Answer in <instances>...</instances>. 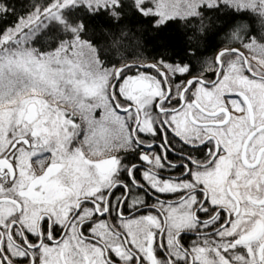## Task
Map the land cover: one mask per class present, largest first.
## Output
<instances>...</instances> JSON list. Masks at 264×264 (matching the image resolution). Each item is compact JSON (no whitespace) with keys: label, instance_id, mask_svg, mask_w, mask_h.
<instances>
[{"label":"snow or ice","instance_id":"6c2138e0","mask_svg":"<svg viewBox=\"0 0 264 264\" xmlns=\"http://www.w3.org/2000/svg\"><path fill=\"white\" fill-rule=\"evenodd\" d=\"M0 264H264V0H0Z\"/></svg>","mask_w":264,"mask_h":264},{"label":"trees","instance_id":"16d2710c","mask_svg":"<svg viewBox=\"0 0 264 264\" xmlns=\"http://www.w3.org/2000/svg\"><path fill=\"white\" fill-rule=\"evenodd\" d=\"M13 2H15V0H13ZM149 51H151V48H149Z\"/></svg>","mask_w":264,"mask_h":264}]
</instances>
